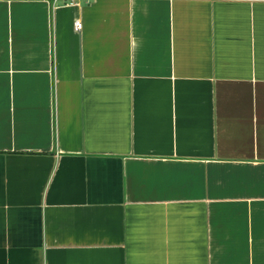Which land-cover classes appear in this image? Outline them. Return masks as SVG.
<instances>
[{
  "label": "crops",
  "instance_id": "1",
  "mask_svg": "<svg viewBox=\"0 0 264 264\" xmlns=\"http://www.w3.org/2000/svg\"><path fill=\"white\" fill-rule=\"evenodd\" d=\"M0 264H264V0H0Z\"/></svg>",
  "mask_w": 264,
  "mask_h": 264
},
{
  "label": "built area",
  "instance_id": "2",
  "mask_svg": "<svg viewBox=\"0 0 264 264\" xmlns=\"http://www.w3.org/2000/svg\"><path fill=\"white\" fill-rule=\"evenodd\" d=\"M51 1L52 5L54 7H58V6H77L79 5L81 2L83 3H88L90 0H49ZM81 23L79 21H76L74 23V29L76 31H80L81 30Z\"/></svg>",
  "mask_w": 264,
  "mask_h": 264
}]
</instances>
